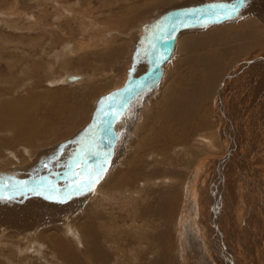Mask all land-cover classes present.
<instances>
[{
  "label": "rangeland",
  "instance_id": "1",
  "mask_svg": "<svg viewBox=\"0 0 264 264\" xmlns=\"http://www.w3.org/2000/svg\"><path fill=\"white\" fill-rule=\"evenodd\" d=\"M245 1V6L243 5L241 10H246L247 8L248 11H244L245 14L242 13L236 15L235 19L237 20L232 18L234 15L222 18L204 13L203 15L198 14V17L196 16L195 19L196 21L194 20L189 24L187 23L189 14L184 13V16L182 17V25H187L183 26V28L179 31V34H177L174 38V43L171 48L169 47L167 41L164 43L165 45L162 44L166 52L165 56L167 57L162 63V69H164V72L160 71V75L156 78H151V81H148L151 82L152 86L150 87V90L143 92L147 93L145 96L147 98L144 96L139 97L138 95L142 93L140 92L136 94L137 96H135V98H138V101L136 98L135 103H139L141 101L139 98L144 97L145 99H148L146 101V106L153 105L154 102H157L158 99L156 97L161 94L162 90H166L171 84L174 85V81L172 79H168V76L172 71L173 73L175 72L178 68L177 65H184V61L190 57L188 51L191 48H186L183 52L178 50L181 45V39L184 40V38L186 39L189 36L198 35V33L201 34L203 31H215L216 29L214 28L218 25L226 24L230 26L232 24H236V21H240L249 15H251L250 18L255 19L257 23L259 22L264 27V6H262L264 5V0ZM225 2L226 0H0V126L2 127H0V141L2 142H0V178L3 177L0 179V188H9L17 183H27L35 188L42 187V185L44 187H51L50 183L47 181L48 177H52L53 180H57L63 176L62 178H65L63 181L67 179L69 180L70 177L73 178L75 175L76 176L74 178L79 177L83 171L81 165L84 156L90 153L100 155H108L110 153V149L106 145V142V146L102 144L106 138V132L104 133V129L108 123L107 121H109L108 119L110 118V113L113 111L112 108H115L118 103L121 104H118L116 111L119 110L120 112H124L128 110V114L126 119L123 121V125L120 127V131L116 133V150L111 154L109 160H98L97 162H94V165H92V171L94 170L93 172L95 177L99 179L98 186L103 184L102 186H105L104 188H106L107 185L114 180V177L118 173L123 171L127 174L128 172L125 170L129 167H127V159L123 158L125 153L129 152L127 150H130L132 147L130 146V140L136 139L137 133L134 132L135 134L132 135L131 132L132 127L135 124V122L133 124L135 116H133L130 111L133 109V99L130 100V97L128 101L125 99L123 100L122 98L124 97V93L129 90L130 87L128 88V86L132 84V81L136 78V76L140 78V76L145 73L142 69L144 68V64L148 69L151 65H153V63L159 61L160 58L157 51L158 38L163 32H168L169 34L172 33L171 28L174 29L173 25L177 23V15L179 16V14L176 15V10L183 7L203 5L206 3H224V6L226 7ZM260 6L262 7L260 8ZM213 11L217 12L221 10L213 9ZM200 16H205L203 17L204 20L201 19L202 17ZM257 27L261 29L259 25ZM230 32L231 31L229 29H226L221 38L216 41L217 43L214 42L211 44V50H199V59L203 61L202 64L199 65L200 71L205 73L208 69L211 73L210 75H215L217 77V81L219 82L225 73H227V71L231 68L232 63H234L235 60L249 57L257 53L264 54V48L260 44L257 45L249 40H240V35H238L240 33L238 32H234L233 34L235 35V38H232L231 36H228ZM178 44L179 46H177ZM223 47L226 48V52L228 51V53H226L223 57L216 59V52ZM243 47L246 49H248L247 47L253 48L248 50L250 54L243 55L242 53H239V58L234 60L232 53H234V51L240 52ZM197 49H199V47ZM230 51L231 55L229 57ZM150 52L154 54L155 59L153 60V63L146 64ZM171 52L173 53L170 55ZM211 52H214V55H211ZM139 58L141 59L139 60ZM163 66H166L167 71ZM159 68H161V66ZM262 68L257 67V69L264 71ZM145 70L146 69L144 68V71ZM65 74H79L83 79L79 81L77 80L78 82L74 81L62 84L60 82V78ZM150 75H152V72L148 74L149 77ZM259 76L264 77V73ZM253 79L254 78L251 77V81ZM49 80L51 83H48ZM87 80H89V82ZM145 80H141L139 87H142L141 84L143 85ZM211 85L215 88V90L212 93V97L211 95L209 96V99L212 98L213 100L214 98L215 100V92L219 89V87L216 88L217 86L212 83ZM83 86H85V88ZM209 88H211L210 85L205 87L204 91H209ZM260 89L262 88L258 85V83H251L248 86V94H250V96H247L245 101L248 104L247 111L252 109V113H254L256 110L259 100L264 96V94H260ZM45 90H48L47 92L49 93ZM85 90H87V93ZM39 91L41 92V94H39L41 96L38 95ZM42 91H45L46 95L45 92L43 93ZM51 91V95L56 97H52L50 95L52 97L51 98L48 96ZM236 93H239V90H237ZM92 96L93 98H91ZM102 98L108 99H105L104 103L101 104L100 101ZM43 99L45 101H43ZM214 100L212 101L213 105ZM194 102L197 103V100H194ZM209 102L210 103L202 105L201 108H199V111L202 112V116L204 115V118H202L203 124H205L208 110H210L211 101L209 100ZM49 104L52 105L49 107V112H52L51 110H53L51 114H48L49 112L47 110ZM121 106L122 108L120 109ZM158 107L159 106L157 104V108ZM45 111L46 113L41 115ZM163 111L164 109L162 108L159 112L160 114H157L153 123H151L147 117L145 120L146 124H153L156 127L159 124L162 125L163 122L160 119ZM199 111L196 112V115L198 116ZM33 112L37 113L34 114ZM105 113H107V115H105ZM85 114L87 115L85 116ZM20 115L21 117H19ZM22 115L25 118L27 117L26 121L32 118L31 121H27L28 124H31V126L30 124L29 127L22 126V124H24L23 121L25 120ZM45 116H47L48 119ZM41 117L42 119H40ZM44 117L46 120H49L48 123ZM18 118L19 120H17ZM51 119L54 120L51 122ZM131 119L133 120L131 121ZM232 119L233 122H235V114ZM40 122L43 123V126ZM46 123L47 125L49 124V127L47 125L45 126ZM9 124L14 126L15 129L14 127H10L11 125L9 126ZM19 126H21V129ZM35 128L36 130L38 129V132L34 130ZM111 130L112 129L110 128L108 133ZM238 130L240 132L239 127ZM11 131L13 133L12 136ZM55 131L57 133H55ZM210 132L208 131L209 136H211ZM22 134L26 136L29 141L26 138L25 139L27 141H24L25 139L23 140L24 136ZM20 135H22V138ZM240 135L242 140H245L241 132ZM12 137L13 139L15 138L20 145L19 143L17 144V141L12 140ZM30 139H32V141H30ZM30 142L34 143H31L30 145ZM144 148L146 149V153ZM159 148L164 149L163 155L160 154V149L154 145L148 144V147L142 145L140 156L136 157L137 159L133 165L141 178H136L132 181L126 178V180L128 179L127 184H123L119 191H116L115 194H111L110 191H107V188L106 192L102 190L101 195L96 197V206L90 205V203H85L83 204L84 206L80 205L81 207L78 208V210L76 208V210L71 214L72 216H70V220L65 222L57 221L50 225H42L40 232H38L36 238L32 241L26 243V241L22 239L23 237L18 238L15 232L8 233L10 234L8 236L5 234L2 236L0 234V240L5 243V246L0 248V253L20 260L19 264H77L76 262H78V264H91L92 257L89 255L91 251L90 246L92 248L94 246V242H96L97 244L99 243L103 251L105 250L104 253L106 254L104 255L105 258H103V261L99 264H111L114 261L117 262L116 264H148L150 259H159L160 256H155L156 254H154L152 258H150L146 251L136 252L135 248L133 249L134 246H132V250L129 252L130 245L127 246L125 244L127 240L126 234L130 228L129 226L134 223H149L148 227L144 225V232H146L147 235H154L159 238L161 235V229L158 225L159 222L156 221V211H158L157 208H160L163 202V198L161 201L162 195H165V203L167 205L166 195L172 196L175 192L173 195L175 197L172 196L175 198V201H173V204L168 206L170 212L169 218H166L167 226L163 225V227L170 231V241L175 244L174 246H178L179 251L177 250V252L174 253L175 255H169L170 257H168L165 262H169L168 264H210L211 262L208 253L212 255L214 245L215 243H218L217 246L219 247L222 244L219 248H223L225 252L222 249V251L218 250L217 253L219 252L221 255H225L227 253V257L224 256V262L221 261L222 256L218 257V260H220L219 264H255L250 258H246V250H244V248L238 247L240 249H237L234 237L228 232L232 225L230 226V224L227 223L233 222L234 217L238 218V211L240 207L241 212L244 208L246 213H249L252 209H254V206H258V208L260 207V211L258 209V216L255 217V219L259 217L264 221V218L262 219V217H264V185H262L263 181L260 182L261 178L257 176L252 178V181L249 182L252 184L248 187H244L242 184L240 185V183L237 182V176L231 174L232 172L226 174L228 177L226 175L225 177L222 175L218 178L213 176L214 173L217 174L216 170H218V164L222 162L221 157H218L221 150L218 151L208 149V151H204V156H207L208 159L201 161L202 163L200 164V167H198L201 169V171H198V175L202 178V182L206 184L208 190L203 192V190L198 187V196L194 199V207H190L191 205L189 206V203L185 204V206H187L185 212L182 210L183 206L181 205L184 201V196L181 191V184L183 182L181 181H184L185 177H188L189 173L187 172L191 170L194 165H198V161H193V156L188 152V150L184 149L180 145H171L167 142ZM2 149H6V152L4 150L2 151ZM55 149L58 151L61 150V152H57L58 156L54 155V159L50 162L48 156ZM200 149L201 148H197L196 150ZM118 155L120 159L118 158ZM11 156L14 159H12ZM151 158L154 161L151 160ZM162 160H167L171 163L170 167L173 169L170 171L171 175H175L176 177L172 179L169 172H165L161 168L159 169V163L163 162ZM114 162L115 164H113ZM214 162L216 163L215 166H213ZM255 164L257 166H255L257 170L259 169V171L261 170L264 172V160H262V158L258 159ZM226 167L231 171L233 165L229 164V166L226 165ZM75 168L77 170V174L74 172ZM114 170L117 172L115 173ZM163 180H165V182H163ZM150 181L155 184L150 183ZM212 181H214L215 184ZM143 183L146 187H144ZM146 183H148V185ZM168 183H170V185ZM67 185L68 187L70 186V184L67 183L66 185H62L61 188L63 189ZM198 186L201 187V185ZM216 190H218V193ZM88 191L89 190L84 189L83 184H79L70 199L73 200L74 198H78L79 195L82 197L83 195H86ZM130 192L133 193L128 196V194H131ZM167 193L171 194L169 195ZM27 194H31L30 196H41L44 194V197L48 198L50 202L56 203V205H62L53 201L56 197L52 192L33 193L29 191L27 192V190L19 189L8 193H1L2 196L0 195V198L13 200L14 198L11 196H15L16 198ZM130 197L138 200L137 205L139 207H137V209H139V213L137 214L138 217L135 219H133L134 213L132 212L129 203V199H131ZM218 208H221V210H217ZM226 209L232 213H225ZM145 212L148 214L143 218L141 213ZM219 212L224 213V216H222L223 214L219 216ZM185 215L188 217L186 221ZM229 215H232L233 218ZM180 216L184 217L180 223L182 228L177 229L174 225ZM192 216L195 217L193 220L194 223H197L195 230L194 228L192 229V226L190 227L188 225L191 224L189 219ZM176 217L177 220H175ZM221 217L226 219V223L225 219L223 223V218L221 219ZM218 222L220 223V233L224 234V237L222 236V238H219V240L217 239V241L210 239L212 232L210 231L211 227L209 225H217ZM208 223L210 224L208 225ZM69 224L71 228L68 226ZM242 228L244 229V226ZM259 231H257L259 233L255 231L253 237L256 240L255 237L258 236V240L256 241L258 243V248L260 245L261 249L262 244L259 240H264V231ZM259 234H261V237ZM45 235L49 238H46ZM213 235H216L215 232ZM41 236H43V239H41ZM240 242L239 243L241 245L239 246L244 245L245 247L247 244L244 237ZM14 244H16V253H18V255H16L14 250L9 251L10 247H13ZM247 245L249 248L246 246L248 249H245L249 250L251 248L250 244L248 243ZM204 247L205 249H203ZM92 249L96 250L95 247ZM235 249L239 251H236ZM22 250L25 252H22ZM244 251L245 254L243 253ZM97 252L102 253L100 250H97ZM205 252L208 253L206 254ZM258 252L253 251L254 258H257L256 256ZM69 253L75 255L76 259L74 260L72 257L70 258ZM36 254H38L39 257H37ZM43 255L46 256L42 257ZM85 255L86 258L83 257ZM240 255H244L245 257H241ZM229 256H232L234 260ZM197 258L198 261L200 259L201 260L198 262ZM260 258V263H262L264 259V255L262 253L260 254ZM36 259L39 260L37 261ZM98 259L99 258H95V262L93 264H96ZM79 261L81 262L79 263ZM135 261L139 262L136 263Z\"/></svg>",
  "mask_w": 264,
  "mask_h": 264
},
{
  "label": "bare ground",
  "instance_id": "2",
  "mask_svg": "<svg viewBox=\"0 0 264 264\" xmlns=\"http://www.w3.org/2000/svg\"><path fill=\"white\" fill-rule=\"evenodd\" d=\"M237 0H226L225 5L224 3H220V5L223 4V6L225 8H220V7H212V11L211 12H207V11H202L199 12L198 14L203 15L204 13L213 15V16H217V17H230L231 15L232 18L234 20L236 15L242 14L244 13V11H248V9L246 8V10L242 9V6H237L238 10L237 11H233V6L235 5ZM246 2V1H245ZM258 2V1H257ZM264 3V1H263ZM245 4V3H244ZM243 4V5H244ZM262 5V4H261ZM245 6V5H244ZM264 6V5H262ZM260 6V8L262 7ZM226 8H230L229 12H226L225 9ZM244 8V7H243ZM249 8V7H248ZM63 9V8H62ZM213 9H218L221 10L222 13H218V12H214ZM242 12H241V11ZM251 10V9H250ZM264 10V9H263ZM44 13V12H43ZM187 13V12H185ZM252 13V12H251ZM197 14V15H198ZM245 14V13H244ZM250 14V13H249ZM248 14V15H249ZM196 15V16H197ZM184 16L183 14H179L178 16V20L177 23H179L180 25H182V17ZM186 16V15H185ZM251 15L246 16L245 18H243L240 21H236V24H232L230 26L228 25H218L217 27L215 26L214 29H216L215 31H206L201 34L198 33V35H193V36H189L186 39L184 38V40L181 39L180 43L181 45L179 46V44L177 46H179V51L183 52L184 49L186 48H191L188 51L189 54V59H186L184 61V65H177V69L175 70V72L173 73V71L170 73V75L168 76V79H172L174 81V85L171 84L167 87L166 90H162L161 94H159L158 97H156L158 100L157 102H154L153 105H148L146 106V101L148 99H145L147 97L146 96V92L143 93L144 91H148L150 90L151 82H148L149 80L151 81V78H156L158 75H160V71L162 72L164 69H162V63L164 62V60L159 64V66L157 68H154L152 70H150L149 68L147 69L145 64H144V68L146 69L143 72H145L144 74H142L139 77L136 76V78H132L134 79L132 81V84L134 85V88L130 89L132 86V84H130L128 86V88L130 90V94L129 96H126L127 91L124 93V97L122 98L123 100H130L133 99L132 101V106L133 109H131L130 111L132 112L131 114L133 116H135V120L133 121L134 126L132 127V135H134L136 132L137 136L136 139L134 140H130V143L132 146L130 148V150L128 149L127 151H129V156L128 153L126 152L124 155L123 159H127L126 163H127V167L125 171H127L128 173L126 174L125 172H121L118 173L115 177L114 180L109 181V185H107V191H110L111 194H115L116 191H119L120 187H122L123 184H127V180H134V179H138L141 178L139 177V174L137 173L138 171H136L135 167L133 166L135 164V160L137 159V156H140V150L142 149V145L148 147L149 145H154L156 147H158V149H160V146H163L164 144H166L167 142H169L171 145H180L182 146L184 149L188 150V152L193 156V161H198V165H194L193 168L191 170H189L187 173L188 177H185L184 181L181 184V191L183 193L184 196V201L181 204L183 206L182 210L185 211L186 207L185 204L189 203L190 207H194V203L196 199V196H198V187L201 188L203 190V192H206V190H208V187L206 186V184L204 182H202V178L198 175V171H201L200 168V164L202 163L201 161H204L208 159L207 156H204V151H208V149L210 150H221V153L218 154V157H221L222 162H220L218 164V170H216L217 174H213V176L215 177H221L222 175L228 174L229 172H232L231 174L237 176V182L240 183V185L242 184L244 187H248L250 184V181H252V178L254 177H259L261 178V181H263L262 185H264V172L263 171H259V169H256V164L255 162L258 161V159L262 158V160H264V96L259 100V104L256 107V110L254 111V113H252V109L247 111L248 109V104L246 101L247 96H250V94H248V86L251 83H258L259 86H261L262 89H260V94L263 95L264 94V77L259 76L261 74L264 73V71L257 69V67L262 68L264 67V54H254L252 56L249 57H244V58H239V53H242L243 55H247L250 54L249 53V49L253 48V47H247L248 49H246L245 47L242 48V50L240 52H236L234 51V53H232L233 57H234V63H232L231 68L227 71V73H225V75L222 77L221 81H217V77L215 75H210V71L207 69L205 73H202L199 69V65L202 64L203 61H201L199 59V50H211L210 46L212 43H217L216 41L219 40L221 38V36L225 33L226 29H229L231 32L228 36H231L232 38H235V35L233 34L234 32H238L240 34V40H249L252 43H256L257 45H261L264 48V27L255 19L250 18ZM264 16V15H263ZM176 17V16H175ZM198 17V16H197ZM202 17L201 19H203V17L205 16H200ZM199 17V18H200ZM185 18V17H184ZM221 18V19H222ZM196 19V18H195ZM208 19V18H207ZM171 20V19H170ZM204 20V19H203ZM215 20V19H214ZM173 21V20H172ZM194 21V20H192ZM192 21H189L187 23H192ZM196 21V20H195ZM32 22V21H31ZM91 22V21H90ZM171 22V21H170ZM262 22V21H261ZM42 23V22H41ZM94 23V22H93ZM122 23V22H121ZM263 23V22H262ZM92 24V23H91ZM90 24V25H91ZM123 24V23H122ZM204 24V23H203ZM51 25V24H50ZM187 24H185L184 26H186ZM260 26L261 29L257 26ZM86 26V25H85ZM100 26V25H99ZM227 27V28H225ZM97 28V27H96ZM175 29V25L173 27ZM183 27H181L175 34V37L177 36V34H179V31L182 29ZM186 28V27H185ZM192 28V26H191ZM223 28V29H222ZM225 28V29H224ZM85 29V28H83ZM93 29V28H92ZM174 29L171 28L172 33L174 34ZM195 29V28H194ZM213 29V30H214ZM88 30V29H87ZM133 30V29H132ZM169 30V29H168ZM187 30V29H186ZM192 30V29H191ZM189 31V30H188ZM187 31V32H188ZM108 32V31H107ZM200 32V31H199ZM105 33V32H104ZM100 34V33H99ZM110 34V33H109ZM96 35V34H95ZM128 35V34H127ZM190 35V34H189ZM179 37H181L180 35H178ZM186 36V35H185ZM227 36V37H228ZM86 37V36H85ZM134 37V36H133ZM174 37V38H175ZM178 37V38H179ZM243 38V39H241ZM101 39V38H100ZM138 40V39H137ZM179 40V39H178ZM101 41V40H100ZM132 43V42H131ZM155 43V42H154ZM179 43V42H178ZM136 44V43H135ZM116 45V44H115ZM162 44H157V51H158V55L160 58V54H159V48L161 47ZM165 45V44H164ZM255 45V44H253ZM167 46V44H166ZM171 47V46H170ZM199 47V49H197ZM245 48V49H244ZM261 48V47H260ZM177 49V48H176ZM171 50V49H170ZM198 50V51H196ZM178 51V52H179ZM213 51V49H212ZM173 52L170 53V55ZM226 53H228V51L226 52V48L223 47L221 49L218 50V52H216V59L223 57ZM166 54V52H165ZM169 55V54H167ZM175 55V54H173ZM211 55H214V52H211ZM231 55V51L229 54V57ZM176 56V55H175ZM262 56V57H261ZM137 57V56H136ZM138 58V57H137ZM136 58V59H137ZM167 58L166 56L164 57V59ZM141 58H139L140 60ZM155 59L154 54L152 52L149 53V57L147 60L146 64L149 63H153V60ZM177 59V58H176ZM143 60V59H142ZM160 60V59H159ZM166 60V59H165ZM169 60V59H168ZM145 61V60H144ZM172 61V60H171ZM180 61V60H179ZM140 62V61H138ZM156 62V61H155ZM174 62V61H173ZM172 62V63H173ZM179 63V62H178ZM154 64V63H153ZM170 64V62H169ZM174 64V63H173ZM164 65V64H163ZM161 66V68H159ZM173 66V65H172ZM164 67V66H163ZM166 69V66L164 67ZM162 69V70H161ZM264 69V68H262ZM156 70V71H154ZM167 71V69H166ZM139 72V71H138ZM152 72V75H150V77L148 76V74ZM164 72V71H163ZM167 73V72H166ZM165 73V74H166ZM94 74V73H93ZM103 74V73H102ZM138 74V73H137ZM164 74V73H163ZM69 75H74L73 79H68ZM134 75V74H133ZM162 75V74H161ZM95 76V75H94ZM148 76V78L145 80V78ZM161 77V76H160ZM251 77H253L254 79L251 81ZM97 78V77H96ZM159 78V77H158ZM7 79V78H6ZM82 76L79 74H65L63 77L60 78V82L63 83H71L74 81H79L82 80ZM85 79V78H84ZM167 79V78H166ZM93 80V79H92ZM125 80V79H124ZM141 80H145V82L143 83V85L141 84L142 87L140 86V82ZM161 80V79H160ZM47 81V78H46ZM77 81V82H78ZM89 82V80H87ZM91 81V80H90ZM96 81V80H95ZM123 81V79H122ZM251 81V82H250ZM85 82V81H84ZM94 82V81H93ZM250 82V83H249ZM48 83H51L50 80ZM53 83V82H52ZM86 83V82H85ZM122 83V82H121ZM120 83V84H121ZM124 83V82H123ZM215 84V86H217L216 88L219 87L218 90H216L215 92V100H214V105L212 103V98L209 99V96L211 95L212 97V93L214 92L215 88H213V86L211 85ZM88 84V83H87ZM92 84V83H91ZM119 84V85H120ZM218 84V85H217ZM249 84V85H248ZM81 85V84H80ZM86 85V84H85ZM211 86V88H209V91H204V88L207 86ZM65 86V85H64ZM77 86V85H76ZM90 86V85H88ZM116 86V85H115ZM85 88V86H83ZM114 87V86H113ZM139 87V88H138ZM91 88V87H90ZM44 89V87H43ZM63 89V88H62ZM88 89V88H87ZM97 89V88H96ZM126 89V88H125ZM137 89V90H136ZM92 90V89H90ZM88 90V91H90ZM239 90V93H236V91ZM258 90V89H257ZM46 92L48 90H45ZM44 91V92H45ZM65 91V90H64ZM87 93V90H85ZM158 91V90H157ZM156 91V92H157ZM37 92V91H36ZM43 92V91H42ZM43 92V93H44ZM45 92V95H46ZM91 92V91H90ZM114 92V91H113ZM142 92V93H140ZM42 93V94H43ZM49 93V92H47ZM52 93V91L50 92V94H48V96H50ZM57 93V92H56ZM140 93L138 96H144L142 98H139L141 101L139 103H135L136 102V98L135 96H137L136 94ZM159 93V92H158ZM41 94V92H38V95ZM58 94V93H57ZM92 94V93H91ZM94 94V93H93ZM44 95V94H43ZM44 95V96H45ZM56 95V94H55ZM61 95V94H60ZM100 95V94H99ZM41 96V95H39ZM52 96V95H51ZM50 96V97H51ZM54 96V95H53ZM52 96V97H53ZM58 96V95H57ZM157 96V95H156ZM22 97V96H21ZM49 97V98H50ZM51 97V98H52ZM56 97V96H54ZM18 98V97H17ZM42 98V97H41ZM88 98V96H87ZM93 98V96L91 97ZM118 98V97H116ZM135 98V100H134ZM56 99V98H55ZM115 99V98H114ZM59 100V99H58ZM90 100V99H89ZM194 100H197V103L194 102ZM209 100L211 101V106H210V110H208V114H207V118L205 120V124L202 123V118H204V115L202 116V112H200L199 108H201L202 105H206L207 103H210ZM43 101H45L43 99ZM94 101V99H93ZM138 101V98H137ZM42 102V101H41ZM51 102V99H50ZM92 102V101H90ZM130 102V101H129ZM7 103V102H6ZM44 104V103H43ZM52 104V103H50ZM48 105V112H49V107H51L52 105ZM116 104V103H115ZM121 104V103H118ZM117 104V106H118ZM157 104H158V108H157ZM55 105V104H54ZM98 105V103H97ZM217 105V106H216ZM99 106V105H98ZM117 106L115 108H112L113 111L112 113L113 116L116 117L113 119L112 123L110 124V127L108 128V130L111 128L112 130L108 133H105V141L102 143L104 144V146H108L110 149V155H100V154H94V153H90L91 155L89 156H84V158H86V161L91 163L92 165H94V162H97L98 160L100 161H107L109 160L110 156L112 153L115 152L116 148H115V139H116V133L118 131H120V127L121 125H123V121L126 119V116L128 114V110L124 111V112H120L119 110L116 111ZM135 106V107H134ZM45 107V106H44ZM97 107V106H96ZM103 107V105H102ZM54 108V107H53ZM122 108V106L120 107V109ZM164 109L163 113H162V117L160 120H162L163 124H159L157 127L153 124H146V118L148 117L149 120L151 121V123H153L155 120V118L157 117V114L160 112L161 109ZM31 109V108H30ZM30 109H28L29 111H31ZM255 109V107H254ZM45 110V109H44ZM46 110V111H47ZM51 110V109H50ZM105 110V109H104ZM2 111V110H1ZM21 111V110H20ZM43 112L41 115H43ZM53 112V110H51ZM199 111V116L196 115V112ZM3 112V111H2ZM47 112V113H48ZM52 112H49L48 114H51ZM109 112V111H108ZM120 112V113H119ZM34 113V112H33ZM37 113V112H35ZM34 113V114H35ZM110 113V114H112ZM252 113V114H251ZM33 114V115H34ZM40 114V113H39ZM160 114V113H159ZM234 114L236 116V120L235 122H233V117ZM87 114H85L86 116ZM9 116V115H8ZM16 116V115H15ZM23 116V115H22ZM36 116V115H35ZM48 116V115H47ZM47 116H45L47 118ZM110 115V118L108 119L110 121V119L113 117ZM21 117V115L19 116ZM24 117V116H23ZM22 117V118H23ZM32 117V116H31ZM37 117V116H36ZM44 117V118H45ZM89 117V115H88ZM87 117V118H88ZM21 118V119H22ZM45 118V120H46ZM129 118V117H128ZM134 118V117H133ZM7 119V118H5ZM24 124H22V126H28L29 124L27 121H31L27 120V117H24ZM42 119V117L40 118ZM48 119V118H47ZM50 119V118H49ZM19 120V118L17 119ZM43 120V121H45ZM54 119H51V122ZM133 119H131L132 121ZM158 120V121H160ZM22 121V120H21ZM38 121H39V117H38ZM42 121V120H40ZM15 122V121H14ZM18 122V121H17ZM26 122V123H25ZM46 122L48 123L49 120H46ZM50 122V123H51ZM84 122V121H83ZM82 122V123H83ZM108 122V121H107ZM1 123V122H0ZM42 123V122H40ZM47 123L45 124V126L47 125ZM55 123V122H54ZM66 123V122H65ZM71 123V122H69ZM80 123V122H79ZM115 123V124H114ZM20 124V123H19ZM28 124V125H26ZM11 124H9L10 126ZM66 125V124H64ZM82 125V124H81ZM153 125V126H152ZM31 126V124H30ZM43 126V123H42ZM49 127V124L47 125ZM114 126V127H113ZM1 127V126H0ZM10 127H14V126H10ZM21 126H19L20 128ZM53 127V125H52ZM66 127V126H65ZM238 127L240 128V132L241 134L244 136L245 140H242L240 132L238 130ZM2 128V127H1ZM130 128V127H129ZM237 128V129H236ZM15 129V127H14ZM21 129V128H20ZM19 129V130H20ZM29 129V128H28ZM52 129V128H51ZM18 130V129H17ZM23 130V129H22ZM36 132H38L36 130V128L34 129ZM84 130V129H83ZM212 130V131H211ZM1 131V130H0ZM29 131V130H28ZM33 131V132H35ZM208 131L211 133V136L208 135ZM16 132V131H14ZM19 132V131H18ZM35 132V133H36ZM54 132V131H53ZM61 132V131H60ZM17 133V132H16ZM15 133V134H16ZM22 133V132H21ZM19 133V134H21ZM52 133V132H51ZM55 133H57L55 131ZM150 133V134H149ZM13 135L12 131H11V136ZM23 135V134H22ZM22 135L21 138H22ZM36 135V134H34ZM15 136V135H14ZM19 136V135H18ZM24 136V135H23ZM10 138V137H9ZM26 138V136H24L23 140ZM135 138V137H134ZM27 139V138H26ZM24 141H29V139ZM77 139V138H76ZM79 139V138H78ZM90 139V138H89ZM130 139V137H129ZM132 139V136H131ZM12 140L17 141L15 138ZM11 141V140H10ZM23 141V142H24ZM30 141H32V139H30ZM103 141V140H102ZM1 142V141H0ZM106 142V145H105ZM2 143V142H1ZM19 142L17 141V144ZM29 143V142H28ZM31 143L34 142H30ZM24 144V143H23ZM20 145V143H19ZM17 145V146H19ZM1 146V145H0ZM16 146V145H15ZM24 146V145H23ZM28 146V145H27ZM29 147V146H28ZM34 147V146H33ZM195 147V148H193ZM3 148V147H2ZM114 148V149H113ZM155 148V147H153ZM165 148V147H164ZM197 148H201L200 150H196ZM122 149V148H120ZM145 149V148H144ZM156 149V148H155ZM157 149V150H158ZM223 149V150H222ZM4 149H2L3 151ZM6 150V149H5ZM4 150V151H5ZM148 150V149H147ZM163 150L164 149H160V154L163 155ZM156 151V150H155ZM203 151V152H202ZM6 152V151H5ZM8 152V151H7ZM57 152H61L58 150H54L53 152H51V154H49L48 158L50 160V162L54 159V155L58 156ZM107 152V151H106ZM105 152V153H106ZM169 152V151H168ZM34 153V152H33ZM49 153V152H48ZM145 153H146V149H145ZM11 154V153H10ZM123 154V153H122ZM143 154V152H142ZM157 155V154H156ZM155 155V156H156ZM147 156V155H146ZM149 156V155H148ZM165 156V155H164ZM63 157V156H62ZM123 157V156H122ZM159 157V156H158ZM161 157V156H160ZM170 157V156H169ZM10 158V157H9ZM12 158V156H11ZM83 158V159H84ZM118 158L120 159L119 155ZM171 158V157H170ZM14 159V158H12ZM82 159V161H83ZM122 159V160H123ZM115 160V159H114ZM151 160H153L151 158ZM81 161V160H80ZM117 161V160H115ZM121 161V160H120ZM154 161V160H153ZM157 161V160H156ZM163 161V160H162ZM215 161V160H214ZM218 161V160H216ZM39 162V161H38ZM145 162V161H144ZM118 163V162H117ZM150 163V162H149ZM36 164V163H35ZM43 164L45 165V163L43 162ZM88 164V163H87ZM115 164V162L113 163ZM175 164V163H174ZM177 164V163H176ZM229 164L233 165V168H231V171L227 169L226 165L229 166ZM38 165V164H37ZM140 165V164H139ZM143 165V164H142ZM171 163L167 160H164L163 162L159 163V169L161 168L163 171L165 172H169L171 178L173 179L174 177H176L175 175H171V172L173 169L172 167H170ZM216 163H213V166H215ZM82 166V165H81ZM88 166V165H87ZM150 166V165H149ZM152 166V165H151ZM173 166V165H172ZM256 166V167H255ZM192 167V166H191ZM83 168V166H82ZM114 168V167H113ZM174 168V167H173ZM118 169V168H117ZM80 170V169H79ZM138 170V169H137ZM142 170V169H141ZM147 170V169H146ZM149 170V169H148ZM176 170V169H175ZM237 170V172H236ZM94 171V170H93ZM92 171V173H89L88 175H86L84 177V179L82 180V182H80L79 184H83L84 185V189L85 190H89L88 193L86 195H83L82 197L78 198H74L73 200H71L70 198L72 197H64L63 200H60L59 197V193H58V189L61 190L62 185H66L67 183L71 184L72 180L76 179V178H72L70 177L69 180H65L63 181L65 178L60 177V179L57 180H53L52 177H48V182L50 183L51 187H44L42 185V187H38L35 188L34 186L27 184V183H17L14 184L13 186L9 187V188H0V195L1 193H8V192H12L15 190H27V192H33V193H43V192H52L54 194V196L56 198L53 199V201L58 202L62 205H56V203H52L50 202V200L46 197H44V194L41 196H30V195H21L15 198V196H11L13 197V200H10L8 198H0V234L2 236H4V234L6 236L10 235L8 233L11 232H15L17 237H23L22 239L24 241L29 242L32 241L33 239L36 238V235L38 234V232H40V228L42 225H50L52 223H55L57 221H68L70 220V216H72L71 214L76 210H78V208H80V205H83L85 203H90V205H97V201H96V197L98 195H101L102 190H104L106 192V188H104L105 186L99 185L98 186V182L99 179H97L95 177L94 172ZM113 171V170H111ZM74 172L76 173L77 170L76 168L74 169ZM115 172V170H114ZM117 172V171H116ZM115 172V173H116ZM144 172V171H143ZM152 172V171H151ZM247 172V173H245ZM155 173V172H154ZM186 173V174H187ZM237 173V175H236ZM77 174V173H76ZM230 174V175H231ZM79 175V174H78ZM113 175V173H112ZM153 175V174H151ZM155 176V175H154ZM227 176V175H226ZM5 177V175H4ZM228 177V176H227ZM3 178V177H2ZM0 178V179H2ZM57 178V177H56ZM55 178V179H56ZM126 178H128L126 180ZM14 179V178H13ZM43 179V178H42ZM153 179V178H152ZM165 179V178H164ZM171 179V180H172ZM221 179V178H220ZM219 179V180H220ZM106 181V179H105ZM142 181V180H141ZM140 181V182H141ZM173 181V180H172ZM10 182V181H9ZM156 182V181H155ZM158 182V180H157ZM163 182H165V180H163ZM214 184L215 182L212 181ZM105 183V182H104ZM149 183V182H148ZM148 183H146L148 185ZM155 184L154 182H151ZM160 183V182H159ZM180 183V182H179ZM257 183V182H256ZM78 184V185H79ZM135 184V183H134ZM152 184V185H153ZM157 184V183H156ZM164 184V183H163ZM170 185V183H168ZM175 184V183H174ZM224 184V183H223ZM78 185L76 186V189L78 188ZM133 185V184H132ZM144 185V183H143ZM142 185V186H143ZM159 185V184H158ZM198 185H201L198 186ZM220 185V184H219ZM254 185V184H253ZM256 185V184H255ZM261 185V184H258ZM68 186V185H67ZM125 186V185H124ZM123 186V187H124ZM129 186V185H128ZM141 186V185H140ZM164 186V185H163ZM179 186V185H178ZM221 186V185H220ZM144 187H146L144 185ZM174 187V186H173ZM135 188V187H134ZM137 188V187H136ZM141 188V187H140ZM159 188V186H158ZM165 188V187H164ZM175 188V187H174ZM222 188V187H221ZM169 189V188H168ZM177 189V188H176ZM195 189H196V193H195ZM200 189V190H201ZM248 189V188H247ZM134 190V189H133ZM160 190V189H158ZM173 190V189H172ZM175 190V189H174ZM76 191V190H75ZM74 191V192H75ZM126 191V190H125ZM130 191V190H128ZM132 191V190H131ZM157 191V190H156ZM21 192V191H20ZM109 192V193H110ZM139 192V190H138ZM216 192L218 193V190H216ZM131 193V192H130ZM133 193V192H132ZM128 194L129 195H132ZM160 193V192H159ZM166 193V192H165ZM257 193V191H256ZM264 193V190H263ZM51 194V193H50ZM83 194V193H82ZM81 194V195H82ZM85 194V193H84ZM110 194V195H111ZM162 194V193H161ZM169 194V193H167ZM171 194V193H170ZM169 194V195H170ZM175 194V192H174ZM173 194V195H174ZM39 195V194H38ZM94 195V196H91ZM108 195V194H107ZM136 195V194H135ZM172 195V196H173ZM2 196V195H1ZM109 196V195H108ZM122 196V195H121ZM167 196V205L165 203V195H162L161 197V201L163 198V202L160 206V208H157L158 211H156V221L159 222L158 225L160 227V237L157 238L154 235H147L146 232H144V225H146L147 227L149 226V223H142V224H132L131 226H129V230L127 235V240L125 242V244L127 246H129V252H131L132 250V246L133 249L135 248L136 252H140V251H146L147 255L152 258V256L154 254H156L155 256L159 255L160 258H155L154 260L150 259V262L148 264H168L169 262H165V260L170 257L169 255H173L175 252H177L178 250V246H174L175 244H173L170 241V231L163 227V225H166L167 223V219L169 218V212L170 209L168 206H170L171 204H173V201H175L173 197L175 196ZM110 197V196H109ZM135 197V196H134ZM139 197V196H137ZM131 199H129V203L132 209V212L134 213L133 215V219H135L137 216V214L139 213L137 209V207H139L137 205V199L135 200L134 198L130 197ZM136 198V197H135ZM251 198V197H250ZM107 199V198H106ZM109 199V198H108ZM139 199V198H138ZM253 199V198H252ZM141 200V199H140ZM144 201V200H143ZM160 201V200H159ZM250 201V200H249ZM264 201V200H263ZM84 206V205H83ZM82 206V207H83ZM87 206V205H86ZM227 207V206H226ZM252 207V206H250ZM112 208V207H111ZM171 208V207H170ZM199 208V207H198ZM205 208V207H204ZM229 208V207H228ZM172 209V208H171ZM221 210V208H218L217 210ZM224 209V208H223ZM246 209H250V208H246ZM258 209L260 211V207L258 208V206H254V209H252L251 212L246 213V211L242 210L241 212V207L239 208L238 211V218L234 217L233 222H229L227 224H230L231 226V231L229 229V233L234 237V242L236 244L237 249H240L238 247H242L244 248V250H246V258H250L255 264H264V259L263 262L260 263V254L262 253L264 255V240H259V242H261V246L262 248L260 249V245L258 248V243L256 240H258V236L255 237L256 240L253 237L254 232L256 231H264V221L261 220L259 217L255 219V217L258 216ZM262 209V208H261ZM230 210V209H229ZM93 211V210H92ZM201 211V210H200ZM186 212V211H185ZM197 212V211H196ZM215 212V211H214ZM229 213L231 214L227 209L225 213ZM237 212V211H236ZM199 213V212H198ZM148 213H141V216L144 218ZM223 214V215H222ZM237 214V213H236ZM171 215V214H170ZM173 215V214H172ZM184 215V214H183ZM190 215V214H189ZM196 215V213H195ZM219 216H224V213H218ZM227 215V214H226ZM185 221L187 220V215H185ZM230 216V215H229ZM236 216V215H235ZM173 217V216H172ZM181 217V218H180ZM175 218V220H177L175 222V225L177 229H181L182 226H180L182 220L184 219V217L180 216ZM228 217V216H227ZM226 217V218H227ZM232 217V215L230 216ZM180 218V220H179ZM194 218L195 217H191L189 219L191 224H188L190 227L192 226V229L194 228V230L196 229V224L194 223ZM206 218V217H205ZM223 218V219H222ZM233 218V217H232ZM264 217H262L263 219ZM198 219V218H197ZM214 219V218H213ZM221 219L223 220L224 223V217H221ZM231 219V218H230ZM258 219V221H257ZM206 220V219H205ZM217 220V219H216ZM117 221V220H116ZM115 221V222H116ZM134 221V220H133ZM70 222V221H69ZM135 222V221H134ZM207 222V221H206ZM213 222V221H212ZM172 223V222H171ZM222 223V222H221ZM225 223H226V219H225ZM233 223V224H232ZM68 224V222H67ZM169 224V223H168ZM183 224V223H182ZM210 223H208L209 225ZM215 224V223H214ZM64 225V224H63ZM62 225V226H63ZM172 225V224H171ZM207 225V226H208ZM220 223L218 222L217 225H213L210 224L209 226L211 227L210 231L212 232L210 235V239H214V240H219V238H222V236L224 234L220 233V228H219ZM225 225V224H223ZM66 226V225H64ZM70 227V224L68 225ZM102 226V225H101ZM113 226V225H112ZM117 226V225H116ZM167 226V225H166ZM198 226V225H197ZM217 226V227H216ZM222 226V224H221ZM228 226V225H226ZM244 226V229L242 228ZM47 227V226H46ZM109 227V225H108ZM229 227V226H228ZM45 228V226H44ZM71 228V227H70ZM170 228V227H169ZM200 228V227H199ZM67 229V228H66ZM111 229V228H110ZM146 229V228H145ZM191 229V228H189ZM246 229V230H245ZM70 230V229H69ZM176 230V229H175ZM187 230V229H185ZM42 231V230H41ZM78 231V230H77ZM191 231V230H190ZM67 232V231H66ZM127 232V231H126ZM173 232V231H172ZM171 232V233H172ZM188 232V231H187ZM215 232V236L213 235V233ZM260 232V231H259ZM257 232V233H259ZM43 233V232H42ZM107 233V232H106ZM228 233V235H229ZM103 234V233H102ZM123 234V233H122ZM66 235V234H65ZM261 237V234H259ZM78 236V235H77ZM202 236V235H200ZM46 238H49L47 235H45ZM67 237V236H66ZM83 237V236H81ZM91 237V236H90ZM203 237V236H202ZM224 237V236H223ZM243 237L246 239L247 244H250V249L247 250L249 247L246 244V246L248 247H244L243 246H239L241 245L240 241L243 240ZM259 237V238H260ZM54 238V237H53ZM41 239H43V236H41ZM39 239V240H41ZM225 239V238H223ZM262 239V238H261ZM21 240V239H19ZM18 240V242H19ZM38 240V239H37ZM91 240V239H90ZM194 240V239H193ZM217 240V241H218ZM120 241V240H119ZM187 241V240H186ZM198 241V240H197ZM17 242V241H16ZM17 242V243H18ZM240 242V243H239ZM244 242V241H243ZM22 243V242H21ZM80 243V242H79ZM90 243V242H89ZM213 243V242H212ZM221 243V242H220ZM228 243V242H227ZM23 244V243H22ZM25 244V242H24ZM35 244V243H34ZM82 245V244H81ZM96 248V250L92 249L90 246V253L89 255L92 257V263L93 264L95 262V258H99L98 262L96 264H99L100 262L103 261L104 255H106L103 251V249L101 248V246L99 245V243L97 244L96 242H94L93 244ZM201 245V244H200ZM205 245V244H204ZM213 245V244H212ZM218 243L214 245V250L212 251V255L210 253L209 254V258H210V264H219L218 257L222 256V260L224 262V256L227 255V253L225 255H221L219 254V252L217 253L218 250H221L223 248H219L222 246H217ZM224 245V244H223ZM231 245V244H230ZM234 245V244H233ZM5 246L4 241L0 240V248H3ZM20 246V245H19ZM22 246V245H21ZM33 246V245H32ZM203 246V245H202ZM229 246V245H227ZM235 246V245H234ZM254 246V248H253ZM18 247V246H17ZM40 247V246H39ZM43 247V246H42ZM84 247V245H83ZM82 247V248H83ZM206 247V246H205ZM205 247L203 249H205ZM224 247V246H223ZM26 248V247H25ZM37 248V246H36ZM227 248V247H226ZM247 248V249H245ZM19 249V248H18ZM27 249V248H26ZM38 249V248H37ZM128 249V248H127ZM229 249V247H228ZM15 251L16 253V244L13 245V247H10L9 251ZM25 250V249H24ZM97 250H100L102 253H98ZM111 250V249H110ZM198 250V249H197ZM236 250V249H235ZM1 251V249H0ZM21 251V249H20ZM122 251V250H121ZM179 251V250H178ZM224 251V249H223ZM228 251V250H227ZM226 251V252H227ZM239 251V250H236ZM253 251H259L257 253V258H254V254ZM261 251V253H260ZM22 252H25L22 250ZM200 252V251H199ZM225 252V251H224ZM30 253V252H29ZM82 253V252H81ZM206 253V252H205ZM206 253V254H207ZM230 253V251H229ZM238 253V252H236ZM245 254V251L243 252ZM256 253V252H254ZM26 254V253H25ZM28 254V253H27ZM69 257L73 258L74 260L76 259V256L69 253ZM132 254V253H130ZM137 254V253H136ZM202 254V253H201ZM239 254V253H238ZM16 255H18V253H16ZM21 255V254H20ZM29 255V254H28ZM32 255V254H31ZM37 257L38 254H36ZM35 255V256H36ZM41 255V254H40ZM114 255V254H113ZM128 255V254H127ZM139 255V254H138ZM175 255V254H174ZM231 255V254H229ZM237 255V254H236ZM242 255V254H241ZM240 255V256H241ZM22 256V255H21ZM46 255H43L42 257H45ZM88 256V255H87ZM118 256V255H117ZM196 256V255H195ZM239 256V257H240ZM244 256V255H243ZM241 256V257H243ZM244 256V257H245ZM25 257V256H24ZM41 257V258H42ZM84 258H86V255L83 256ZM133 257V256H132ZM227 257V256H226ZM232 257V256H229ZM228 257V258H229ZM20 258V256H19ZM22 258V257H21ZM80 258V257H79ZM117 258V257H116ZM233 258V257H232ZM40 259V258H39ZM38 259V260H39ZM224 259V260H223ZM245 259V258H244ZM37 260V259H36ZM37 260V261H38ZM85 260V259H84ZM83 260V261H84ZM201 260V259H200ZM199 260V261H200ZM234 260V258H233ZM41 261V260H40ZM47 261V260H46ZM87 261V260H85ZM174 261V260H173ZM183 261V260H182ZM181 261V262H182ZM198 261V258H197ZM198 261V262H199ZM204 261L206 262V260L204 259ZM203 261V262H204ZM228 261V260H227ZM226 261V262H227ZM27 262V261H25ZM59 263H61L60 261H58ZM81 261H79L80 263ZM133 262V261H132ZM136 262V261H135ZM139 262V261H138ZM136 262V263H138ZM184 262V261H183ZM225 262V263H226ZM232 262V261H231ZM20 260L18 259H14L11 256H5L4 254L0 253V264H19ZM30 263V262H29ZM43 263V262H41ZM78 264V262H76ZM90 263V262H89ZM117 262L114 261L111 264H116ZM176 263V262H175ZM228 263V262H227ZM235 263V262H234ZM45 264V263H44ZM62 264V263H61ZM87 264V263H86ZM110 264V263H107ZM141 264V263H140ZM209 264V263H208Z\"/></svg>",
  "mask_w": 264,
  "mask_h": 264
},
{
  "label": "water",
  "instance_id": "3",
  "mask_svg": "<svg viewBox=\"0 0 264 264\" xmlns=\"http://www.w3.org/2000/svg\"><path fill=\"white\" fill-rule=\"evenodd\" d=\"M234 6H238V0L236 1L235 5ZM212 7H220V8H225L223 5H220V3H213V4H209V3H206V4H203V5H193V6H188V7H183V8H180L179 10H176V15L177 14H183L185 12H187L189 14V17H188V22L189 21H192V20H195L196 18V15L199 13V12H202V11H207V12H211L212 11ZM226 12H229L230 11V8H226L225 9ZM218 13H222L221 11H217ZM178 17V15H177ZM175 25V29H174V34L171 35L169 34L168 32H163L159 38H158V43L159 44H163L167 41L169 47L173 45L174 43V37H175V34L176 32L181 28L183 27L184 25H180L179 23H176L174 24ZM173 25V26H174ZM161 45V47L159 48V54H160V60L157 61L156 63H154L153 65H151V67H149L150 70L154 69V68H157L159 66V64L164 60V57H165V50H164V46ZM171 48V47H170ZM74 75H69L68 79H73ZM134 85L135 84H132L131 88H134ZM129 89V90H130ZM130 94V91H127L126 93V96H129ZM114 112V111H113ZM114 113L111 114V116H113ZM115 117H116V114H115ZM114 116L110 119V121H108L107 125H106V128L104 129V133L108 131V128L110 127V124L112 123L113 119L115 118ZM91 155V154H89ZM89 155H86V156H89ZM110 155V153L108 154ZM87 158V157H86ZM86 158L83 159L82 161V166H83V171L82 173L79 175V177H77L76 179L72 180L70 186H66L64 187L63 189L61 190H57L58 193H59V197H60V200H63L64 197H71L73 194H74V191L76 190V186L82 182V180L84 179V177L86 175H88L89 173H92V164L87 162L86 161ZM88 163V164H87ZM88 165V166H87Z\"/></svg>",
  "mask_w": 264,
  "mask_h": 264
},
{
  "label": "snow or ice",
  "instance_id": "4",
  "mask_svg": "<svg viewBox=\"0 0 264 264\" xmlns=\"http://www.w3.org/2000/svg\"><path fill=\"white\" fill-rule=\"evenodd\" d=\"M245 3V0H238V5L239 6H243V4ZM234 12L238 10V7L237 6H233V9H232ZM105 99H108V98H102L100 103L103 104ZM105 115H107V113H105ZM103 122V121H102Z\"/></svg>",
  "mask_w": 264,
  "mask_h": 264
}]
</instances>
